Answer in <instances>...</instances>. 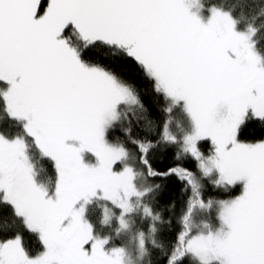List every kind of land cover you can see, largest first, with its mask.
Here are the masks:
<instances>
[{
    "label": "snow or ice",
    "instance_id": "obj_1",
    "mask_svg": "<svg viewBox=\"0 0 264 264\" xmlns=\"http://www.w3.org/2000/svg\"><path fill=\"white\" fill-rule=\"evenodd\" d=\"M259 31L204 0H0V205L20 222L14 232L11 225L0 226V264H122L123 249L109 251L108 239L94 236L80 201L106 199L126 228L124 214L133 210L128 201L140 195L132 185L133 169L121 163L126 149L105 140V129L118 122V105L137 103L124 76L129 70L170 101L169 114L183 102L192 124L183 151L197 162L201 178L215 174L211 183L224 191L243 184L239 195L216 201L226 231L192 234L193 211L210 208L213 200L202 198L196 173L188 168L151 170L148 146L139 145L149 176L174 174L194 194L168 264L187 253L202 264H264ZM98 48L112 50L110 64L93 60ZM169 124L162 139L176 143ZM257 126L259 135L249 139V129ZM29 140L53 163L52 194L33 179ZM85 152L95 164L84 162ZM144 215L159 219L148 206ZM32 232L43 249L35 255L26 243ZM139 246L143 252L142 233Z\"/></svg>",
    "mask_w": 264,
    "mask_h": 264
},
{
    "label": "trees",
    "instance_id": "obj_2",
    "mask_svg": "<svg viewBox=\"0 0 264 264\" xmlns=\"http://www.w3.org/2000/svg\"><path fill=\"white\" fill-rule=\"evenodd\" d=\"M206 4H215L216 7L232 11L233 15L244 27L259 28L257 39L259 47L264 50V0H204ZM111 49L98 48L93 55V60L102 64H110L112 60ZM129 85L137 97V103H121L118 105V122L106 128L108 138L117 146H123L127 151V157L121 162L124 165L131 164L134 172L137 171L136 183L140 190L150 189L143 197V204L152 209L154 216L159 219L143 215L142 207L136 208L132 214V225L124 229V233L136 235L143 233L146 239L147 253L145 264H168L169 258L176 247L178 236L183 230L182 218L187 210L188 201L194 198L191 186L176 175H148L149 167L141 162L142 153L139 145H147L146 159L154 172L164 173L170 168L182 166L196 173L198 191L202 198L217 200L231 198L241 192L242 184L235 185L229 191L214 187L212 177L203 179L197 171V162L189 155L180 153L179 141L176 143L165 142L162 139V127L166 120L170 121L169 129L173 135L178 123L189 126L190 120L183 111V102L174 108L169 114L166 109L170 101L165 100L162 94L153 91L152 83L146 78L129 70L124 73ZM19 123L13 131L19 130ZM249 139L259 135V126L249 129ZM27 145L30 158L34 163L36 178L39 184L49 192L54 191L55 169L51 160L46 159L41 151L29 140ZM202 146L207 151L210 149L209 141H203ZM90 161H96L91 153H83ZM122 166V165H118ZM136 187V188H137ZM91 207L87 211L88 219L97 235H112L118 226L117 219H111L107 224H102V211L100 208ZM144 206V207H145ZM198 207V206H197ZM202 210L195 208L190 219L192 234L206 233L216 230L219 221L213 209L208 211V219L211 225H197ZM12 226V231L20 229V222L12 214L7 205H0V226ZM155 228V232L151 231ZM22 230V229H21ZM11 234V232L7 233ZM26 243L29 242V253L35 255L42 251L39 243V235L35 232L26 234ZM154 241V243H153ZM177 264H191L189 254H185ZM212 264H220L214 262Z\"/></svg>",
    "mask_w": 264,
    "mask_h": 264
},
{
    "label": "rangeland",
    "instance_id": "obj_3",
    "mask_svg": "<svg viewBox=\"0 0 264 264\" xmlns=\"http://www.w3.org/2000/svg\"><path fill=\"white\" fill-rule=\"evenodd\" d=\"M201 18H202L203 22L206 23L207 19H208L207 12H203L201 14ZM189 120H190V117H189ZM191 132H192L191 120H190L189 126H187V127L182 125V124H180V123H178L177 126H176V129L173 132V135L179 141L180 153H182V154L183 153L186 154L183 151V147H184L183 138L185 136H187V135H190ZM105 140H106L107 143H109L111 145H115L108 138L106 129H105ZM209 143H210V141H209ZM26 156H27V161H28V163L30 164V166L32 168V176H33V179H34L36 185L39 186L42 189L47 190L45 187H43L37 181L35 168H34V163H33V161L30 158V152H29L28 145H27V150H26ZM83 159H84V162L88 163V164H95L96 163V161L88 160L84 155H83ZM125 166L130 167V168L133 169L131 164H127ZM117 167L119 168L121 166H117ZM136 177H137V171L134 172V170H133L132 185H133V188H134L135 192L140 194V195L133 196L128 201L133 210L130 213L124 214L123 218H124V220H125V222L127 224L126 228L125 227H121L119 210L114 208V207H112V206H110L109 202L106 199L97 196V197L91 198L90 201L87 204H85L84 201H80V204H83L84 207H85V217L84 218L89 224H91V223H90V221L88 219L87 211L91 207L92 204H94L93 206L95 208H100L101 209V211H102V224L103 225L107 224L108 221L111 222V219H117L118 226L115 229L114 234L106 235V236L97 235L95 233V231H94V228H93V232H94V236L99 238V239H105V238L108 239L109 243L106 245V249L107 250L110 251L111 248H113V247H118V248L123 249L122 264H145V256H146V253H147L146 239H145V235L143 233L142 234H143L144 241H145V247H144L143 252H141V249H140V246H139L141 233L137 232L136 235H132V234L128 235V234H126V232L124 233V229L131 228V225H132V222H133L132 219L135 220V218L132 217V214L135 212L136 208L142 207V211L144 213V208H145L144 206L145 205L143 204V197L146 195L147 192H149V191H147L149 189H144V190L138 189L137 183H136ZM212 178L214 180L216 178V175L213 174ZM238 184H242V182L238 183ZM242 187H243V184H242ZM241 191H242V188H241ZM49 194H52V192H49ZM239 194H240V192H239ZM121 196L123 197V193H121ZM225 199H228V198H225ZM218 200H221V199L213 200V204H212V206L210 208L201 209L198 206L199 209L202 210V212H203V214L200 213V216H199V219H198V222H197V225H199L198 228H201L203 225H205V226L206 225H211L210 221L208 219L209 217H208L207 214H208L209 210L213 209L215 211V215L218 218L219 225H218L216 230H212V231H209V232L217 233V232H219L221 230L222 227H224L225 231L227 230L226 226H222V224H221V222L219 220V215H218V213H219V205L216 203V201H218ZM80 204H78L77 207H79ZM198 207H196V208H198ZM106 215L110 216V219L107 222H105V216ZM209 232H206V233H199L198 232L196 234H205V235H207ZM188 254H189V257L191 258V264H202V262H201V260H200V258L198 256L192 255L190 253H188ZM214 262L220 263L219 260L213 261L212 263H214Z\"/></svg>",
    "mask_w": 264,
    "mask_h": 264
}]
</instances>
